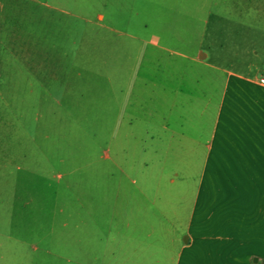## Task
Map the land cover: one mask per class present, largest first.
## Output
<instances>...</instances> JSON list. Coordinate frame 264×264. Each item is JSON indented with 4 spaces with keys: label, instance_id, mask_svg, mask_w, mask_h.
Returning <instances> with one entry per match:
<instances>
[{
    "label": "crops",
    "instance_id": "crops-1",
    "mask_svg": "<svg viewBox=\"0 0 264 264\" xmlns=\"http://www.w3.org/2000/svg\"><path fill=\"white\" fill-rule=\"evenodd\" d=\"M33 1L84 22L118 52L97 69L76 55L70 80L61 55L11 54L25 71L14 88L2 39L0 141L15 132L23 150L11 146L6 163L0 155V170L9 163L10 177L18 173L16 194L34 181L43 188L40 212L22 217L18 236L2 221L21 218L0 217V235L21 237L29 253L23 264H264V0H181L166 19L149 3L148 19L130 30L106 0L95 16ZM31 114L38 139L52 138L49 154L41 140L38 154L26 149ZM79 154L95 189L81 207L68 194ZM30 155L35 165L25 164Z\"/></svg>",
    "mask_w": 264,
    "mask_h": 264
},
{
    "label": "rangeland",
    "instance_id": "rangeland-1",
    "mask_svg": "<svg viewBox=\"0 0 264 264\" xmlns=\"http://www.w3.org/2000/svg\"><path fill=\"white\" fill-rule=\"evenodd\" d=\"M47 1L48 3L52 2L55 4H61L75 11L78 14L91 15L95 16L98 10L103 7L104 0H42ZM150 1V2H149ZM181 0H106V3L109 4L110 12L114 17L121 16L120 20L115 23H121L124 29L130 30L129 26L137 28L141 26L148 17L147 9L149 3L153 6L158 7L159 19L164 17L166 19V8L175 6L181 7ZM163 14V15H162ZM111 16V17H113ZM113 17V18H114ZM116 21V19H114ZM168 20V19H167ZM89 27L86 24L77 18H74L69 15L55 11L52 8L46 7L45 5L34 2L33 0H0V47L2 39L8 41L10 38V51L6 52V56L9 59L7 61L9 72V77L12 78L11 86L14 88L18 87V81L16 80L19 77V74L24 70L21 68V62L16 60V57H11V54L16 56V53H19V58L23 59L25 53L29 52V55L34 56L35 59L37 56L48 55H61V60L65 69L67 70L66 74L69 76L65 77L69 80L73 77L76 68L74 66L73 58L76 55H79L80 64L87 65L89 58L93 57L94 59V68H102V59L103 55L114 56L116 59L118 47L116 43H112V39L104 41L102 35L99 37L97 35L93 37L90 36ZM115 34L107 35L108 38H112ZM0 55H2L0 53ZM112 58V57H111ZM110 58V59H111ZM19 64V65H18ZM84 65V66H85ZM87 67V66H86ZM8 70V71H9ZM25 72V71H24ZM98 86L102 85L101 78H96ZM55 86V85H54ZM59 87L58 85H56ZM56 87V88H57ZM6 88L2 85V95L4 96ZM98 96L94 95L95 103L101 102L102 93H98ZM30 122L28 128L24 130V143H26V149L30 154H38L39 152V142L45 143L46 154L51 153L53 150V141L52 138L47 139H38L39 128L35 123L34 116L32 114L29 116ZM50 120V119H49ZM49 122H46V124ZM96 127H101V125H95ZM50 125L47 124L46 129H49ZM48 132V130H47ZM20 131L18 132V134ZM13 135V134H12ZM16 133L14 132L13 138L8 133H2V141H0V155H5L3 161L5 163L8 161L7 154H9V149L11 146L20 149L19 143L16 141ZM98 136L103 135L100 132L97 133ZM43 138V137H41ZM20 142V141H19ZM13 143V144H12ZM93 147H100L101 140L94 141ZM78 151L87 150L90 147L89 141L83 142L82 139H79ZM23 149H20V151ZM84 155V154H83ZM36 157L33 155L29 156L28 163L25 164L35 165ZM38 164V163H37ZM42 164L46 169L47 173L49 171V166L51 169H54L50 163L48 164L47 155L43 157ZM79 165V181L78 186L70 188L68 194L70 196V203H77L83 201L86 204L87 196L92 197L94 195V187H87L85 185L84 169H80L85 165V158L79 154L78 157ZM11 164H5V167L0 170V217L4 215L11 216L14 214L21 218V225H4L2 221V228L10 229L12 227L15 236L21 233L23 229L22 217L28 214H36L40 212V195L42 191V185H38L36 181L33 182V187L28 188V192L24 194H16L15 179L17 172L15 174V179L11 175ZM22 174V173H21ZM31 177V176H30ZM36 177L33 178L35 180ZM95 181H97L95 178ZM24 190V187H21ZM72 195V197H71ZM17 196L18 200L12 201L11 198ZM65 197H61L64 199ZM83 203V204H84ZM79 207L80 205L79 202ZM77 205V206H78ZM50 208V205L48 206ZM70 212V207L69 211ZM69 214V213H68ZM9 222V221H8ZM6 223V222H5ZM18 238L15 237L14 243L11 244L9 241H6L4 237L0 235V264H23L29 260V253L25 250L24 244H18ZM21 243V242H20Z\"/></svg>",
    "mask_w": 264,
    "mask_h": 264
},
{
    "label": "built area",
    "instance_id": "built-area-1",
    "mask_svg": "<svg viewBox=\"0 0 264 264\" xmlns=\"http://www.w3.org/2000/svg\"><path fill=\"white\" fill-rule=\"evenodd\" d=\"M260 82H261L262 84H264V79H261Z\"/></svg>",
    "mask_w": 264,
    "mask_h": 264
}]
</instances>
